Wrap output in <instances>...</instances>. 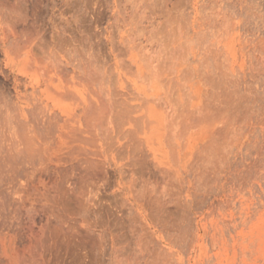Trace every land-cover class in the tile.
Instances as JSON below:
<instances>
[{"label": "rangeland", "instance_id": "obj_1", "mask_svg": "<svg viewBox=\"0 0 264 264\" xmlns=\"http://www.w3.org/2000/svg\"><path fill=\"white\" fill-rule=\"evenodd\" d=\"M139 1L0 0V148L1 137L7 138L15 132V119L28 120L26 127L38 119L42 111L40 100L51 99L52 80L56 81L54 76L58 71L64 69L58 74L61 87L76 95V64L90 62L102 86L110 87L113 93L110 98L114 101V111L109 115L107 109L103 114L91 113L89 121L82 119L74 125L84 129L97 125L99 138L108 136L113 152H117L113 153L115 161L123 168V179L119 177V185H115L118 189L114 201L117 207L128 210V233L133 237L127 234L124 237L127 242L122 241L118 246L130 242L131 249L127 247L126 251V246L122 249L131 257L138 247L148 249L146 252L153 256L158 254L154 264H264V0H142L143 5ZM75 4H80L82 13L87 10L84 12L88 16L83 13L87 21L82 17L74 34L84 38L85 33L94 32L87 31L91 30L87 26H97L94 29L104 34L94 33L101 40L87 33L92 42L86 37L82 45L64 41L52 45V21L61 23L58 21L67 18L70 23L66 25H72L71 9ZM132 4L133 7L141 4L138 7L142 9L136 8L135 12ZM147 4L153 6L154 12L148 8L144 14L151 17L144 16L146 20L142 17L139 23L148 31L151 29L157 39L156 46L147 30L141 33L145 30L142 28L138 32L149 37L153 48L142 41L138 27L134 29L140 16L134 19L133 15L128 16V21L134 20L132 26L125 18L131 13L127 5L136 15L143 13ZM60 9L66 11L63 19H59ZM123 9L124 23L119 19V11ZM116 24L120 28L124 26L122 31L116 29ZM125 24L131 28V34L132 31L138 34L134 40L139 42L142 38L140 42L147 46L141 49L144 45L135 44L128 37L133 46L141 48H131L133 53L127 50L130 57L119 49L118 57H122V52L126 55L118 58L127 59L124 66L133 62L123 70L122 61L119 63L122 68L118 67L113 48L116 43L120 45V39L129 36ZM105 28L114 32L111 53L103 40L110 33ZM58 29L63 32L59 25ZM2 31L7 33L5 39ZM66 33L61 35L66 37ZM85 41L96 45L88 43L94 47L93 51L86 48ZM132 43L121 45L126 44V50L133 47ZM53 55H57L54 57L60 60L63 69L59 65L60 70H51ZM52 104L63 112L77 108L67 96L54 99ZM24 129L20 127L18 132ZM142 148L143 153L138 151ZM133 150L138 151V157L130 162L128 157ZM130 188L138 194L134 193L135 198L132 195L133 200ZM123 190L130 197L122 198L124 195L117 193ZM144 218L150 222L153 219L158 230L148 232ZM135 229L139 232L134 233ZM19 235L22 233L16 235L14 245L19 243ZM126 258L131 259L129 255Z\"/></svg>", "mask_w": 264, "mask_h": 264}, {"label": "bare ground", "instance_id": "obj_2", "mask_svg": "<svg viewBox=\"0 0 264 264\" xmlns=\"http://www.w3.org/2000/svg\"><path fill=\"white\" fill-rule=\"evenodd\" d=\"M141 1H139V3H141ZM141 4H137L136 5L137 7L135 5H134L135 7H133V4H132V7L134 9L132 8L130 9L135 10L136 8H140ZM75 5L76 7L75 8L73 7L71 9V12H72L71 16L73 17L70 16L73 19L72 20L73 26L71 24L66 25L67 23H70L67 20V18L64 19L63 22L58 21V22H61L62 24L56 23V20L52 21V24H53L52 31L53 32H51V29H50V33H52L50 34L51 36L50 42L52 45H58L60 42H63V41L65 42V44L66 43L73 44V42H76L82 45V43L84 42V38L87 37L86 38L88 39L87 41L90 42L92 38L91 40H89L88 37H91L89 35H92V37L95 38V36L93 35L94 34L96 35V33L94 32H97V34L101 33L102 30L99 32V30L97 31V29L96 30L94 29L97 26L94 28L87 26L91 30H87L86 29L87 27L86 28L84 27L85 32L94 31L92 32L93 34L92 33L89 34L87 32L89 34L87 36V33L84 32L85 33L84 36L86 35V37L84 38L83 36H80L79 34L77 36L74 34L76 28H78V24L82 21V17H84L82 16L83 13L85 14V16L87 15L85 13L87 10L85 11V9L83 10V13H82V10H81L82 7H80V4L79 5L75 4ZM129 5H127L128 8H129ZM138 5H140V7H138ZM117 7L119 6L117 5ZM125 7L123 8L125 9ZM144 7H143L144 12L142 11L143 13H141L140 11V13L138 14L135 13L136 15L133 14L134 11H130L128 8H126L129 12H131L129 13L127 11L129 15H126L127 16L125 17L126 20L128 16L131 18L133 15V19L135 18V16L136 18L137 16L138 17L140 16L139 19H137L139 25L137 23H135L134 25L132 23L134 21L133 19L131 20L129 19V21L127 20L128 21L127 23L130 25L133 24L134 29L137 26L138 27L136 29L137 32L142 31V28L145 29L141 33H143L146 30L148 31V29L144 28L143 27L144 25L142 26V24L139 23V21H141V19H143L144 16H146L145 12L148 10V8L150 9L151 6L147 4ZM120 8L119 10H122ZM152 8L153 6L150 9L151 13L154 12L152 11ZM124 9H123L124 13H122L123 11H119L122 14H120L119 12H116L118 9L114 10L117 14L119 13L120 15L119 19L120 20L122 19L123 23H124L125 18H123L122 16H124L123 14H125V10H126ZM141 9L142 8H140V10ZM54 11L55 13H57L58 10L57 11L54 10ZM136 11L137 10H135V12ZM59 13L61 15V17L59 16V19H60L63 17L62 15H64L66 11L64 9H60ZM52 15L54 16V13ZM149 17L146 16V18H149ZM51 18L53 19L56 18V15ZM146 18L144 19L146 20ZM83 19L84 21H87L85 20V17ZM87 23H89V20ZM123 23L121 21L122 25ZM143 24H147V21L146 23H143ZM149 24L152 25L151 23ZM58 25L60 26V29H62L64 33H66L65 31H67L65 35L68 38L62 36L64 35L63 32L60 33V31H58L59 30ZM125 25L127 26V24ZM81 26H83V24H81ZM116 26L117 24L115 25V27ZM120 27L116 29L117 30L120 29L122 31L124 26H122L123 28H120ZM127 28H129V26H127ZM127 28H126V33L127 31L128 33H130L131 28H129L130 30L129 29L127 30ZM149 28H151V26ZM150 30L151 29H149L148 33L146 34H149V33L151 34ZM109 32H108L109 35L110 34L112 35H110V37L109 35H105L103 40L109 46V50L111 53L113 46H110V45L115 44L114 41L112 43L110 42L111 36L113 40L114 32L112 31H109ZM134 32L136 31H132V34L130 33L131 36L130 34H127L129 36L126 35L127 37H124L123 40L120 39L119 40L120 43L119 42L118 43L121 45L127 42L129 44L130 42L131 44L132 43L131 39L134 40L135 36L138 37V34ZM68 33H71V34L68 36L67 35ZM126 33H123V34H126ZM154 33H155V30H154ZM1 34H3V39H5V34L7 33L2 31ZM103 34L104 33L100 35L102 36ZM101 36L96 35V37L98 38L100 37V39H97V40H101L102 38ZM140 36L143 37L142 35ZM149 36L154 37L155 35L151 34ZM128 37H130L131 39ZM143 38L144 39L142 41L144 42L147 41L146 43L149 44L150 46L152 42L149 40V37L145 36ZM95 39H94V42H96ZM124 39H126L125 40L126 42H124ZM141 39H139V42H136L137 41L136 39H135L136 41L134 40L135 42L134 41L133 42L135 44L140 43V45L142 46L144 45L142 48L138 47L139 45L138 46L134 45L135 46L134 47L133 43H132L133 47L130 46V48L128 47L126 50H125L126 44H125V47H123L124 45H121L123 47L122 48L120 45H117L116 43L114 45V48L116 49L118 48L117 50L121 48L120 50L130 57V54H127L128 52H126L127 50L130 49L131 51V48H134V50H136L137 48H141V49H144V47L146 48L147 46L146 43L143 42L142 44L140 42ZM153 39L155 40V37ZM156 40L154 41L155 46L157 42ZM89 42H86L87 44L86 48L88 50L91 48L94 49L96 45L94 46V43H89ZM101 42L100 43L97 42V44L99 43L102 46L103 41ZM88 43L93 44L92 46L94 47H91V45L89 47ZM49 47H51L52 50L55 48V47L53 48V46L51 45ZM114 48H113V51H114L113 55L117 56V57L115 56V58H117L116 60H118L117 61L118 67L119 66L121 67L119 63H121L120 61L122 60L118 59L121 57V56L118 57L119 56L118 52H120V50L117 51V54H118L117 55L115 53L116 49L114 50ZM74 49L76 50L75 46H74ZM93 49H91V51H93ZM55 50L56 49L53 50V53L57 54V51ZM123 52L120 53V55L122 54V57H126V55H123L124 54ZM131 53L133 52L131 51ZM106 54L107 53L105 52L104 55L106 56ZM132 55L134 56V54ZM54 56L55 55L52 56L54 60L53 62H51V64L54 67L51 65L52 66L51 70L57 69L58 71L60 70L61 67H63V65L61 66L59 64L60 60H57V58H55L57 55L55 57ZM77 56H76L77 61H80L79 58L81 57V55H79V58ZM144 58L146 57H142V58L140 57V59H144ZM105 59H108V58L105 57ZM125 61H127V59L122 61L123 68L122 67L121 68L123 70L127 69L125 67H128V68L131 67V66L129 67V64L132 61L131 62L129 61L130 63L127 66L126 65L124 66ZM59 65H60V68H58ZM71 65L73 66L74 64H71ZM76 67H78V71L77 72L75 71L76 76H77V77L75 76L76 84H77L76 91H75L76 95H74L73 93L71 94L68 91L69 89H65L61 87L60 85L61 77L58 75L60 72L62 73V71H64V69L61 68L63 70L62 71L60 70V72L58 71L57 72L58 74L56 73L57 76H54L56 81L52 80V84H53L52 86L54 90L52 92L51 99L50 98L47 99L46 102H43L42 100H40L42 111H41V114L38 116L39 120L37 118L36 119L31 118L30 120L33 119L34 123L32 125L29 124L30 127H26L27 125L26 122L28 120L26 121L25 118L24 120H22L23 118L21 119L17 116L18 119H15V122H16V125L14 128L15 132L11 134L13 137L11 135L9 136V134H8L9 137L7 136V138L1 137V148H0V153H1L0 154V160H1L0 161L1 162L0 163V170H1L0 172L1 264H131L130 262L132 261L138 262L137 264H139V262L141 261H142V264H147V263L154 264L157 260L155 256L158 254H155L153 256L152 253L150 254V251L146 252V250L148 249L141 250L140 247H138L139 248L138 251L136 250L137 253H135V251L133 250L134 255L133 257H131L132 255L129 252L127 254L124 251L125 248H123L126 246V251H127V247L130 248L128 246L130 242L128 243V245L127 243H125V246L119 247L121 246L120 243L122 241L127 242V240L124 239V237L127 234L133 237L131 233H128V230H129L128 222H127L128 221L127 215H129L127 212L128 210L126 211L127 212L126 214V212L120 206L117 207L118 205L116 203L117 201L116 202L114 201L115 196L117 197L115 190L118 189L115 187V185L117 184L119 185L118 178L122 176L121 172H123L122 171L123 168L121 167L119 168L115 161L116 158H114L113 153L117 154V152H113V148L111 147L109 141H107L106 139L107 135L106 136L103 135L102 138L101 137L99 138L98 131H97L98 129L97 125H88L86 126V129H84L83 127L79 128L78 126L74 125V122L81 121L82 119L85 121H89L90 119L88 117L90 116L91 113L100 112L101 114H103L108 111L106 114L109 115L111 111H114L113 110L114 105H112L114 104L112 103L114 101L112 100L111 102L112 98H110L113 96V93L110 90V87L108 86L104 87V85L102 86L101 81H100L101 78H99V76L93 70V66L90 64V62L89 63L82 62V64L77 63ZM138 68L139 66L137 67V69ZM73 71H74V67H73ZM128 71L130 72V69ZM66 76L67 75H65V77L63 78H66ZM83 92H85L84 95H82ZM65 96L71 97V101L73 102V104H75V107L77 106L76 109H73L71 111L67 110V112H63V110L59 111L55 109V107L53 106L54 104H52L53 100L57 98H62ZM111 106L112 108H110ZM116 106H119V105H115V107ZM21 116H22V113H21ZM20 127L21 129L23 128L25 129L24 131H20L19 133L18 130L20 129ZM105 132L106 131H104V133ZM110 142H112L111 139H110ZM135 148L136 147H133V149ZM126 151L128 150L126 149ZM133 151L131 152L132 155L128 157V161H130L131 159L133 160L136 157V154H138V151L143 153V148H142V151L140 149L138 151L137 150H133ZM117 156L119 157V154ZM118 157L117 159L121 158V156L120 158ZM131 168L132 170L138 169V168L134 169V167H131ZM140 168H143L144 170L143 165L142 167L140 165ZM140 168L138 170H140ZM121 178L123 179V177ZM124 190L121 192L119 191L120 193L119 192L117 193L122 194L121 196L124 195L122 198L127 199L130 196L128 192ZM130 190L132 191L131 188ZM131 193H133V191ZM134 193L130 194L131 199L133 197L135 198L134 196L135 194L138 195L137 191L135 194ZM135 200L137 202V198ZM134 202H131V205H135L136 203ZM115 203L117 205H115ZM128 208L129 207H127L126 209ZM130 208L132 209V207ZM139 215L141 217H144L141 213ZM150 217L152 218V216ZM133 218L135 217H131V220ZM153 219L151 220L152 222L146 219L147 220L146 228L149 229L148 232L150 231L151 233L158 230L155 227L156 225L153 223ZM130 226H132V224ZM143 228L144 227H142L141 229ZM134 231H133L134 233L139 232L138 230L136 231V229ZM18 233L19 234L22 233V235L21 237L19 235L20 237L19 243L17 245H14L15 239L17 237L16 235H18ZM140 238L142 239V237ZM137 240L139 242V239ZM137 240L135 241L137 242ZM138 244L140 245L141 243L139 242ZM159 246L160 245H158V247ZM157 253H159V250ZM125 254L126 256L129 255V258L133 260L127 259L128 257L126 258Z\"/></svg>", "mask_w": 264, "mask_h": 264}]
</instances>
